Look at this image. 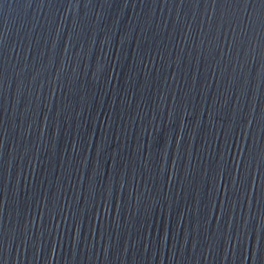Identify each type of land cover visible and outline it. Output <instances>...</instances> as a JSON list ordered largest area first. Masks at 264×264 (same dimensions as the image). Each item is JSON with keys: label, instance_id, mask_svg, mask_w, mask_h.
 <instances>
[{"label": "water", "instance_id": "water-1", "mask_svg": "<svg viewBox=\"0 0 264 264\" xmlns=\"http://www.w3.org/2000/svg\"><path fill=\"white\" fill-rule=\"evenodd\" d=\"M0 264H264V3L0 0Z\"/></svg>", "mask_w": 264, "mask_h": 264}, {"label": "snow or ice", "instance_id": "snow-or-ice-1", "mask_svg": "<svg viewBox=\"0 0 264 264\" xmlns=\"http://www.w3.org/2000/svg\"><path fill=\"white\" fill-rule=\"evenodd\" d=\"M261 3H264V0H261Z\"/></svg>", "mask_w": 264, "mask_h": 264}]
</instances>
